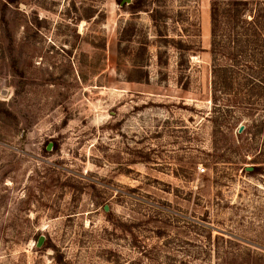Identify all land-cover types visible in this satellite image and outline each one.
Here are the masks:
<instances>
[{
  "label": "rangeland",
  "instance_id": "374dc122",
  "mask_svg": "<svg viewBox=\"0 0 264 264\" xmlns=\"http://www.w3.org/2000/svg\"><path fill=\"white\" fill-rule=\"evenodd\" d=\"M212 1L0 0V264H264V69Z\"/></svg>",
  "mask_w": 264,
  "mask_h": 264
},
{
  "label": "trees",
  "instance_id": "16d2710c",
  "mask_svg": "<svg viewBox=\"0 0 264 264\" xmlns=\"http://www.w3.org/2000/svg\"><path fill=\"white\" fill-rule=\"evenodd\" d=\"M255 4V7H250V2ZM260 0H233L228 4L222 3L220 0H213L211 6V20H212V35L214 37L213 49L215 52L217 45L216 39L222 38L224 29L229 30L226 39H228L227 46H221L222 49H226L224 54H230L232 58L247 59L251 61V67L247 68L249 73L247 74L248 88L251 96L259 98V94L256 88L253 87V82L259 81L262 78L263 73L258 69H264V9L260 6ZM264 2V1H263ZM143 8V6H140ZM249 13V15H241ZM262 13V15H260ZM248 38V43L243 44V38ZM232 46V47H231ZM251 48V49H250ZM233 50L234 53H230ZM257 50L262 51L263 55L259 54ZM250 51V52H249ZM259 65V66H258ZM229 71L225 67L215 66L213 69V77L215 80V94L221 93L223 96H227V89L233 86L228 76ZM260 92V91H259ZM222 98V97H221ZM221 109V108H219ZM218 107L214 110L215 124L218 122ZM217 116V117H216ZM258 169L254 170L257 173ZM251 175V174H249Z\"/></svg>",
  "mask_w": 264,
  "mask_h": 264
},
{
  "label": "water",
  "instance_id": "95a60500",
  "mask_svg": "<svg viewBox=\"0 0 264 264\" xmlns=\"http://www.w3.org/2000/svg\"><path fill=\"white\" fill-rule=\"evenodd\" d=\"M130 3H131V0H124V2H123L122 5H124V4H130ZM243 130H244V126H241L240 127V133H242ZM51 148H52V145H49L48 150L50 151ZM246 171L247 172H253L254 171V167H247L246 168ZM105 211H108V207L105 208ZM45 241H46V237L42 235L39 238L38 242H37V247L40 249L44 245Z\"/></svg>",
  "mask_w": 264,
  "mask_h": 264
},
{
  "label": "built area",
  "instance_id": "2783aa9c",
  "mask_svg": "<svg viewBox=\"0 0 264 264\" xmlns=\"http://www.w3.org/2000/svg\"><path fill=\"white\" fill-rule=\"evenodd\" d=\"M201 172H205V170L204 169H201Z\"/></svg>",
  "mask_w": 264,
  "mask_h": 264
}]
</instances>
